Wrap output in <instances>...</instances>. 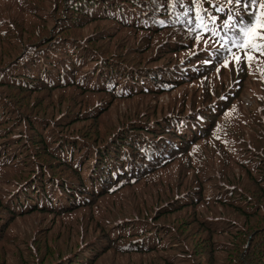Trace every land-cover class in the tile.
Returning <instances> with one entry per match:
<instances>
[{
  "label": "trees",
  "instance_id": "16d2710c",
  "mask_svg": "<svg viewBox=\"0 0 264 264\" xmlns=\"http://www.w3.org/2000/svg\"><path fill=\"white\" fill-rule=\"evenodd\" d=\"M201 11L0 0V264H264V56Z\"/></svg>",
  "mask_w": 264,
  "mask_h": 264
},
{
  "label": "snow or ice",
  "instance_id": "6c2138e0",
  "mask_svg": "<svg viewBox=\"0 0 264 264\" xmlns=\"http://www.w3.org/2000/svg\"><path fill=\"white\" fill-rule=\"evenodd\" d=\"M193 5L197 7L196 20L198 21V29L203 30V37L208 35V23L212 22V17L207 16L201 11L203 0H192ZM229 5H234L238 11L233 17L229 12L228 20L225 22V27L231 30L235 24H240L241 27L237 32L233 33V39L228 40L227 43L217 44V54L224 52L231 57L224 59V66L234 63L239 64L243 59L245 63L251 66V61L256 59V53L264 56V0H227ZM241 13H246L242 16ZM217 29H213L216 32ZM201 39V42L208 43L206 39ZM221 40H226V37H221ZM216 43V41H212ZM230 45V46H229Z\"/></svg>",
  "mask_w": 264,
  "mask_h": 264
},
{
  "label": "rangeland",
  "instance_id": "374dc122",
  "mask_svg": "<svg viewBox=\"0 0 264 264\" xmlns=\"http://www.w3.org/2000/svg\"><path fill=\"white\" fill-rule=\"evenodd\" d=\"M246 105L252 110L255 108L256 104L252 98V92L247 91L244 95Z\"/></svg>",
  "mask_w": 264,
  "mask_h": 264
}]
</instances>
